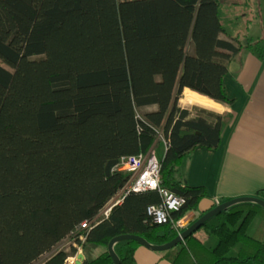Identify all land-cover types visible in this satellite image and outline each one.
<instances>
[{"label":"trees","instance_id":"trees-1","mask_svg":"<svg viewBox=\"0 0 264 264\" xmlns=\"http://www.w3.org/2000/svg\"><path fill=\"white\" fill-rule=\"evenodd\" d=\"M220 7L221 0H0V264H32L70 234L77 245L39 264H64L78 247L82 264H113L114 236L163 244L177 235L147 212L162 201L157 190L130 191L98 215L129 178L114 168L119 158L155 147L159 132L167 143L161 185L185 199L171 218L194 213L206 197L202 186L178 179L177 168L195 146L216 147L232 115L176 99L188 87L230 102L228 62L253 44L220 36ZM256 195L264 199V189ZM202 226L208 241L191 234L161 258L264 264L263 206L238 202ZM139 245L117 241L120 264H137Z\"/></svg>","mask_w":264,"mask_h":264},{"label":"crops","instance_id":"crops-1","mask_svg":"<svg viewBox=\"0 0 264 264\" xmlns=\"http://www.w3.org/2000/svg\"><path fill=\"white\" fill-rule=\"evenodd\" d=\"M261 1L254 0L251 7L252 1L249 0H229L225 10L221 2L220 11L224 12H220V17L224 30L220 36L235 44L259 41L263 44V34L256 38L250 36L253 19L248 16L253 7L262 9ZM259 52L243 48L228 62L223 82L230 102L218 101L221 108L199 104L219 113H223L227 107L232 118L227 134L221 137L216 147L195 146L186 153V163L182 159L177 168L178 179L189 186H202L206 191V197L200 201L191 219L202 210L209 209L215 198L222 202L225 198L257 196L256 192L264 189V48ZM199 207H202L201 210ZM203 233L207 237L192 235L206 242L209 235ZM163 251L139 245L135 250L136 262L169 264L161 258Z\"/></svg>","mask_w":264,"mask_h":264},{"label":"built area","instance_id":"built-area-1","mask_svg":"<svg viewBox=\"0 0 264 264\" xmlns=\"http://www.w3.org/2000/svg\"><path fill=\"white\" fill-rule=\"evenodd\" d=\"M163 142L166 147V140L163 139ZM114 168L127 173L129 178L98 216H106L110 209L120 203L122 198L130 191L157 190L162 196V201L147 207V212L153 222L158 224L169 223V232L176 234H179L187 226L190 215L177 220L171 218V212L179 210L185 203V199L161 185L160 160L153 147L144 153L121 156ZM219 202L220 200L215 198L214 203L218 204ZM98 216L90 221L81 222L79 230H86L91 227L97 222ZM84 237V234H79V238L84 239Z\"/></svg>","mask_w":264,"mask_h":264},{"label":"rangeland","instance_id":"rangeland-1","mask_svg":"<svg viewBox=\"0 0 264 264\" xmlns=\"http://www.w3.org/2000/svg\"><path fill=\"white\" fill-rule=\"evenodd\" d=\"M227 1L229 0H221L222 2V9L225 10L227 9L226 5H227ZM252 1L251 3V7L253 5V2L254 0H249V2ZM242 2H245V0H242ZM261 8L262 9H259L257 10L256 7L254 8L253 7V13H249L248 16L253 19V23L251 25V29H250V36L252 38H256L257 36H259L260 34H263L264 35V31L262 30L264 28V0L261 1ZM230 9V8H229ZM223 10H221L220 12H224ZM223 22V21H222ZM244 39V38H242ZM246 44V42H245ZM244 48V47H243ZM254 51H260L264 48V43L262 44L261 41L258 42V44L254 43L253 46L251 47ZM262 52V51H261ZM259 52V53H261ZM181 97H182V92L179 94V96L177 97L176 99V103L178 106L182 107V108H189V109H192L194 106H200L199 103H186V102H183L181 100ZM225 111L223 113H226L228 112L227 111V107H225L224 109ZM230 123V122H229ZM227 131H228V126L225 127L224 131L222 132V135H225L227 134ZM161 133L159 132L158 133V138L161 140ZM155 151H156V155L157 157H161L164 153V148H163V140L159 141L158 143L155 144ZM186 160H188V155L186 154L183 158V162L186 163ZM202 208V207H199V209ZM201 210V209H200ZM198 216H192V221L195 220ZM190 219V217H189ZM189 224H191V221L187 222ZM203 232H206L205 229L200 226L198 227L193 233L196 234V236H199L200 238H205L207 237L205 235V233ZM207 233V232H206ZM208 234V233H207ZM75 234H70V235H67L66 237H64L63 239H61L58 243H56V245L51 249V251L47 252V253H44L43 255H41L38 259H36L32 264H39L41 261H43L46 257H48L51 253H54L55 251L57 250H60V249H64V250H69L71 245H77V243L75 242ZM78 252H82L84 253L80 247H78ZM72 259L71 263L70 264H74V260L76 259V255L75 256H70L66 259L65 263L64 264H67L69 263V260Z\"/></svg>","mask_w":264,"mask_h":264},{"label":"water","instance_id":"water-1","mask_svg":"<svg viewBox=\"0 0 264 264\" xmlns=\"http://www.w3.org/2000/svg\"><path fill=\"white\" fill-rule=\"evenodd\" d=\"M243 201L254 202L264 207V199L258 196H237V197L229 198L225 201H222L216 204L214 207L204 212L201 216H199L195 221L189 224L185 229H183L179 234H177L173 239H171L168 242H165L163 244H153V243L148 242L145 238H143L142 236L138 234L124 233V234H119L111 238L107 244V250L113 260V264H120V258L114 251L113 246L117 241H120L123 239H133L137 241L139 244L149 249H152V250L169 249L172 246L184 240L187 236L191 235L198 227L202 226L208 219H210L215 214L221 212L225 208L235 203L243 202ZM83 260H84V254L82 252H78L76 254V259L74 260V264H82Z\"/></svg>","mask_w":264,"mask_h":264},{"label":"bare ground","instance_id":"bare-ground-1","mask_svg":"<svg viewBox=\"0 0 264 264\" xmlns=\"http://www.w3.org/2000/svg\"><path fill=\"white\" fill-rule=\"evenodd\" d=\"M181 100L183 101V102H186V103H199V104H203V105H207V106H212V107H216V108H221V104L218 102V101H216V100H214V99H212V98H210V97H208V96H206V95H203V94H201V93H199V92H197V91H194V90H192V89H190V88H188V87H185L183 90H182V97H181ZM164 138L163 137H161V140H163ZM160 140V141H161ZM154 149H155V147H153ZM163 148L165 149L166 147H165V144H164V142H163ZM159 158V157H158ZM221 202V201H220ZM219 202V203H220ZM216 205V204H215ZM214 205V206H215ZM193 214V213H192ZM192 214H189L190 216L192 215ZM188 215V216H189ZM187 216V217H188ZM189 221H192V219L190 218V220ZM188 226V225H187ZM186 226V227H187ZM186 227H184V228H186ZM72 259H70L69 260V263H67V264H70L72 261H71Z\"/></svg>","mask_w":264,"mask_h":264}]
</instances>
